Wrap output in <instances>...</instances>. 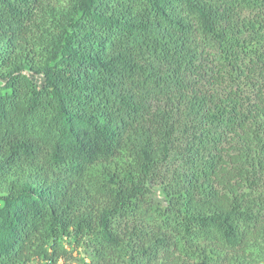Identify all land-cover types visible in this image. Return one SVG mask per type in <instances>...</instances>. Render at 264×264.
I'll list each match as a JSON object with an SVG mask.
<instances>
[{
    "label": "trees",
    "instance_id": "obj_1",
    "mask_svg": "<svg viewBox=\"0 0 264 264\" xmlns=\"http://www.w3.org/2000/svg\"><path fill=\"white\" fill-rule=\"evenodd\" d=\"M73 253L264 264V0H0V264Z\"/></svg>",
    "mask_w": 264,
    "mask_h": 264
},
{
    "label": "rangeland",
    "instance_id": "obj_2",
    "mask_svg": "<svg viewBox=\"0 0 264 264\" xmlns=\"http://www.w3.org/2000/svg\"><path fill=\"white\" fill-rule=\"evenodd\" d=\"M152 197L163 202L164 197L161 193V190L158 187L152 188ZM89 260L85 259L84 261L80 260V257L76 253H73L71 256L66 259H59L56 264H87Z\"/></svg>",
    "mask_w": 264,
    "mask_h": 264
}]
</instances>
